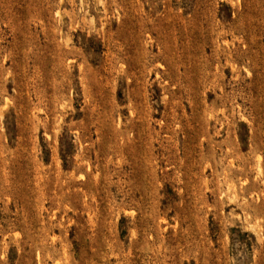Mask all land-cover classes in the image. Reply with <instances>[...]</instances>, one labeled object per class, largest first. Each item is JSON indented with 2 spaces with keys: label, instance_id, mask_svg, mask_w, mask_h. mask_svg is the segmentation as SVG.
I'll return each mask as SVG.
<instances>
[{
  "label": "rangeland",
  "instance_id": "rangeland-1",
  "mask_svg": "<svg viewBox=\"0 0 264 264\" xmlns=\"http://www.w3.org/2000/svg\"><path fill=\"white\" fill-rule=\"evenodd\" d=\"M0 264H264V0H0Z\"/></svg>",
  "mask_w": 264,
  "mask_h": 264
}]
</instances>
